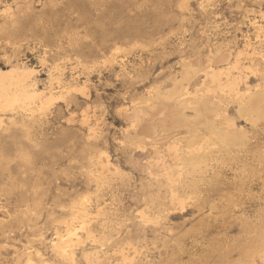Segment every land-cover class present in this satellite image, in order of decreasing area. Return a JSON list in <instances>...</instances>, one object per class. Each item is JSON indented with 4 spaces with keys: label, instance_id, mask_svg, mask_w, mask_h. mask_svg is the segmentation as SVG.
<instances>
[{
    "label": "rangeland",
    "instance_id": "1",
    "mask_svg": "<svg viewBox=\"0 0 264 264\" xmlns=\"http://www.w3.org/2000/svg\"><path fill=\"white\" fill-rule=\"evenodd\" d=\"M13 67L41 96L0 113V264H264V0H0Z\"/></svg>",
    "mask_w": 264,
    "mask_h": 264
},
{
    "label": "bare ground",
    "instance_id": "2",
    "mask_svg": "<svg viewBox=\"0 0 264 264\" xmlns=\"http://www.w3.org/2000/svg\"><path fill=\"white\" fill-rule=\"evenodd\" d=\"M225 55V54H224ZM225 57H228V56H224L223 57V59H225ZM220 60V59H219ZM236 61H238V60H236ZM237 65H238V63H234L233 65H231V66H229V67H227V68H213L212 66H211V68H209L208 70H206L205 71V73H204V75L207 77V78H209L211 81H212V83L213 84H211V85H209V87L207 86V91L208 92H213V93H225V92H227V91H233V90H235L236 89V87H237V84H238V79H237V77H231V78H228V80L226 81V82H223V80H222V75H224V74H231V70L233 69V68H237ZM239 66V65H238ZM189 71V70H188ZM30 74H32V71H30V70H19V68H11L10 70H7V71H0V113L2 112V111H4V112H9V111H13V110H15V109H17V108H22V109H26L25 107H29L30 108V106L34 103V102H38L39 103V100H37V98H39L40 96H41V93H38V92H36L35 90H29L28 89V79L30 78ZM195 75V74H194ZM229 75H228V77H229ZM222 76V77H221ZM32 77V76H31ZM239 78V77H238ZM205 79V78H204ZM208 79V80H209ZM206 80V79H205ZM205 80H204V83H205ZM30 81H31V79H30ZM201 84V87H202V85L203 86H206L205 84ZM30 84V83H29ZM30 87V86H29ZM206 89V88H205ZM198 90V89H197ZM201 90V89H200ZM199 90V91H200ZM50 94H52V93H50ZM64 95V94H63ZM62 95V96H63ZM221 95V94H220ZM238 95H241L240 93H238ZM56 95L54 94V97H55ZM66 96V95H65ZM196 96H199V94H197ZM213 96V95H212ZM215 96V95H214ZM217 96H218V94H217ZM44 97V96H43ZM42 97V98H43ZM46 97H48V96H46ZM200 97V96H199ZM208 97V96H207ZM210 97V96H209ZM216 97V96H215ZM59 98V97H58ZM212 98V97H211ZM243 98V97H242ZM245 98H247V97H245ZM198 99V98H197ZM214 99V98H213ZM221 99V98H220ZM40 100H41V98H40ZM53 100V97H52V95L51 96H49V98L48 99H45V101L41 104V109H44V108H46L50 103H52L51 101ZM199 100V99H198ZM215 100H217V98L215 99ZM190 101H192V100H190ZM205 101V100H204ZM218 101H220V100H218ZM254 101H256V100H254ZM253 101V102H254ZM257 101H259L258 99H257ZM255 102L256 104L258 103V102ZM41 102V101H40ZM182 103V102H181ZM202 103V102H201ZM254 103V104H255ZM35 104V103H34ZM33 104V105H34ZM161 104V103H160ZM184 104V103H183ZM253 104V103H252ZM202 105H203V103H202ZM188 106H189V103H188ZM200 106V105H199ZM204 106V105H203ZM207 105H205L204 107H206ZM209 107H210V105H208ZM254 106H256V105H254ZM166 107L167 106H165V105H161L158 109H159V111H158V113H156V114H158L160 117H161V115L163 116L164 115V112H166L165 111V109H166ZM171 107V106H170ZM208 107V108H209ZM32 109H34L33 107H31ZM35 108H36V106H35ZM200 108H202V107H200ZM208 108H207V110H208ZM264 108V107H263ZM262 108V109H263ZM48 109V108H47ZM169 110H170V108H168ZM262 109H258V110H262ZM28 110V109H27ZM34 110H37V108L36 109H34ZM198 110V109H197ZM200 110V109H199ZM16 111V110H15ZM38 111V110H37ZM45 111H46V109H45ZM45 111H42V112H45ZM126 111H128V110H126ZM176 111H177V108L175 109H171L170 110V112L168 113V114H166L165 116H163V118H162V120H163V125L162 126H164V128L165 129H168V121H170V120H172V119H174V116H175V114H176ZM248 111V110H247ZM32 112H34L33 110H32ZM41 112V111H40ZM41 112V113H42ZM142 109L140 110V109H135V110H133V111H130V112H127V116L126 117H128V119H130V121L132 120V121H136V120H140V117H141V114H142ZM168 112V111H167ZM205 112V111H204ZM261 112V111H260ZM263 112V111H262ZM12 113V112H11ZM23 113V112H22ZM37 114V113H36ZM126 114V113H125ZM218 113H216V115H217ZM39 115V114H38ZM157 115V116H158ZM221 115H222V111H221ZM220 115V116H221ZM1 117V116H0ZM225 117V116H224ZM224 117H223V119H224ZM258 118V117H257ZM1 119H2V117L0 118V123H2L1 122ZM160 120H161V118H160ZM36 121V120H35ZM184 121V120H183ZM262 121V120H261ZM138 122V121H137ZM148 123V122H147ZM228 125H229V128L232 130V128L231 127H233L232 126V124L230 123V121L228 120ZM139 124V123H138ZM263 124H264V120H263ZM159 126V125H158ZM135 127V126H134ZM141 128H142V130H144L146 133H147V135L145 136V137H143V140L142 141H140L139 142V145L140 146H143V145H145L147 142H149V143H154V142H156V141H158V139H160L159 137L157 138L155 135H156V126L154 125V124H143L142 126H141ZM170 128V127H169ZM233 132L235 133V131L233 130ZM232 132V133H233ZM241 132V131H240ZM144 134V133H143ZM230 134V133H229ZM244 134V133H243ZM242 134V135H243ZM174 135V134H173ZM226 136V135H225ZM149 137V139L147 140V138ZM166 137V136H165ZM164 137V138H165ZM169 136H167V138H168ZM162 140V139H161ZM165 140V139H164ZM227 140V139H226ZM232 140V139H231ZM160 141V140H159ZM210 138L209 137H206V138H204L203 139V141L202 142H200V144H199V146H197V147H195V148H191V149H188V155L190 156V154H194L195 152H197V151H199L200 150V152L204 149V147H206V145L207 144H209L210 145ZM226 142H229V141H226ZM155 144V143H154ZM148 145V144H147ZM146 145V146H147ZM150 146H152V145H150ZM154 148L156 147V145L155 146H153ZM142 148V147H141ZM146 148V147H145ZM168 148V150L170 151V153L171 154H173L174 156H175V158H180L181 157V153H180V145L178 144V142L176 141H174L173 143H171V144H169V146L167 147ZM143 149H144V147H143ZM153 149V148H152ZM157 149V148H156ZM230 149V148H229ZM154 150V149H153ZM155 151V150H154ZM158 151V150H157ZM156 151V152H157ZM158 153V152H157ZM158 154H160V152L158 153ZM194 157V156H193ZM200 162V161H199ZM202 164V163H201ZM165 166V165H164ZM203 166V165H202ZM166 167V166H165ZM164 167V168H165ZM199 167V166H198ZM166 169V168H165ZM169 169V168H168ZM165 171H167V172H169L168 170H165ZM165 171H164V173H165ZM166 174V173H165ZM164 174V175H165ZM168 174V173H167ZM163 175V174H162ZM168 177V176H167ZM171 179V181H174V178L173 177H170L169 178V180ZM172 184V183H171ZM172 191V190H171ZM174 192V191H173ZM165 193V192H164ZM173 195V198L174 199H177V201L179 202V203H184V200L183 199H180L179 197H178V195H177V193L175 194V193H173L172 194ZM168 198V197H167ZM171 201V200H170ZM83 205V204H82ZM79 215H82L83 217H85L86 215H87V209L85 210V208L82 206L81 208H80V214ZM85 222V221H84ZM86 224V223H85ZM85 226V225H84ZM89 227V226H88ZM83 228V227H82ZM82 228H80V229H82ZM71 230V229H70ZM84 230V229H83ZM89 230V229H88ZM86 231V230H85ZM69 234H68V238L67 237H64L63 235H61V237L59 236V239H57V240H59V243H58V245L57 246H59V248H60V254L63 256V257H65L66 259H70L71 261H72V259H71V257L73 258V251L71 252L72 254H70L68 251H67V249L65 250V248L66 247H64L63 245L66 243V245L65 246H68L67 245V242H71V241H73V236L74 235H76L77 234V232H68ZM79 233V232H78ZM78 236V235H77ZM64 238H67V239H64ZM76 238V237H75ZM80 238V237H79ZM78 238V239H79ZM77 242V241H76ZM75 243V242H74ZM56 244V243H55ZM68 244H70V243H68ZM70 246V245H69ZM57 249V248H56ZM73 248H71V249H68V250H72ZM62 256H61V258H62ZM64 258V259H65Z\"/></svg>",
    "mask_w": 264,
    "mask_h": 264
}]
</instances>
